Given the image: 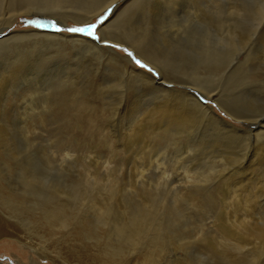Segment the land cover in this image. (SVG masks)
Returning <instances> with one entry per match:
<instances>
[{"label": "bare ground", "instance_id": "6f19581e", "mask_svg": "<svg viewBox=\"0 0 264 264\" xmlns=\"http://www.w3.org/2000/svg\"><path fill=\"white\" fill-rule=\"evenodd\" d=\"M183 9L188 10V14L195 9L194 20L190 16L183 18L182 23L175 20ZM32 15L46 22L45 17L58 16L64 26L71 21L86 27L101 16L106 20L98 29L100 42L82 35L55 33L50 21L47 22L49 32L13 29L3 34L22 16ZM236 15L238 17L232 19ZM263 20L264 0H0V238L9 235L8 223L18 215L23 217L22 223H26L20 224L22 231H18L25 239H30L34 249L33 235L44 240L42 233L52 237H56L57 232L70 236L77 230L82 241L95 249L93 253L84 254L85 258L102 264H185L179 262L180 252L187 249L195 253L194 264H264V224L259 221L245 217L231 223L224 220L220 225L215 222L213 227L201 223L200 228H195L197 222H184L187 209L175 205L166 208L161 196L151 194L154 191L143 194L124 188V192L111 182L105 190L103 188L104 192H99L100 202L89 199V195L83 193L88 190L80 183L72 186L70 194L69 183L57 184L37 163L16 157L18 152L10 149L14 140L34 141V133L26 131L27 128L34 131L33 125L11 127L5 122L6 96L10 93L6 90L15 77H89L91 70L101 72V77L108 75L101 79L103 90H114L109 95L105 93L108 96L102 100L106 101L100 104L106 106V110L101 109L108 113L109 124L117 117L119 106L124 108L125 104L124 119L128 122L125 130L130 134L126 137L131 147L128 152L136 157L146 152L147 157L163 155L178 162L208 161L210 165L203 163L209 166V172L194 180L195 188L211 180L210 172L218 174L227 185L237 175L232 167L236 163L235 156L242 142H249L251 137L261 142L255 144L251 153L256 164L264 167V115L248 116L247 103L244 106L245 83L236 81V77H245L242 70L252 54L246 44V33L261 29ZM201 26L206 27L205 31L200 30ZM104 41L131 50L159 72V79L137 69L130 57L120 55L111 47L104 48ZM261 60L263 63L264 59ZM96 64L100 67H95ZM212 66L215 67L210 68ZM218 77L228 81L223 89L219 88ZM235 83L240 87L237 86L238 90ZM237 96L241 99L239 103ZM210 101L230 120L220 117L219 110L216 112ZM76 106L94 109L85 101ZM31 110L34 111V107ZM232 121L241 122L246 128ZM172 147L176 149L169 151ZM47 165L52 167V162ZM13 169L12 173L21 181L17 186H11L12 181L8 184V171ZM262 173L264 175V171ZM244 181H236L234 192L229 188L232 195H228V205L247 207V203L253 201L254 197L241 199L233 195L241 191L239 186H243ZM125 182L124 185L128 181ZM69 196L76 200H73V208L70 207L76 209L73 218L69 214L73 213L69 212ZM191 200L190 208L197 205L195 199ZM206 201L212 203L210 198ZM89 204L93 214L80 217ZM180 225L182 229L191 225L190 235L181 232ZM219 228L220 242L214 236ZM17 236L20 242L22 237ZM220 249L224 252H218ZM248 249L252 254L242 257ZM47 255L43 257L52 259ZM60 255L58 252L57 257Z\"/></svg>", "mask_w": 264, "mask_h": 264}, {"label": "rangeland", "instance_id": "374dc122", "mask_svg": "<svg viewBox=\"0 0 264 264\" xmlns=\"http://www.w3.org/2000/svg\"><path fill=\"white\" fill-rule=\"evenodd\" d=\"M195 9L189 14L187 13L189 12L188 10L183 9L182 13H180L178 16H175L174 19L181 20L182 23L183 18L190 16L191 19L194 20L193 16L195 15ZM237 17L238 15L234 16L232 19ZM45 19L48 23L49 21L56 23L62 28L79 27L77 24L71 21L70 23L67 22V24L64 26L62 23L63 20L58 18V16L51 15L45 17ZM29 20H40L48 25V27L45 29L37 30H42L44 32H49V30H51L49 28V24L45 20H42L37 15H32L24 17L22 16L15 26L3 34H7L8 32L13 31V29L20 31L36 29L34 25H29ZM99 21L100 19H96L91 24H97V35L100 37L98 29L102 25H100ZM261 24L262 30L258 29L246 33V44L249 46V52L252 54L251 56L249 55L247 67L242 70V73L245 77H236V81H243V83H245L244 91L246 90L247 94L246 97H244V106H246L247 103L248 106L245 108L247 110L246 113L251 117L259 116V114L260 116L264 115V62L261 63L263 61L261 59H264V51L261 52V50L264 48V20ZM205 28V26H201L200 30L205 31ZM165 32H169V30H166ZM55 33L74 35L73 33L66 31ZM76 35L85 36L83 34ZM87 38L92 39L91 37ZM94 41L100 42V40ZM109 45H111V43L108 41H104L102 44V46L106 49L110 47ZM122 48L126 47L120 46V49ZM120 49L113 48V50L118 52L120 55H123L124 57L127 56V54ZM172 52L173 54L175 53V51ZM135 56L139 58L137 55ZM133 63L137 69L149 73L147 69H141L135 64L134 61ZM95 67L100 66L96 64ZM148 67L153 69L150 74L156 79H159V72L149 64ZM213 67L215 66L210 68ZM223 68H226V66H223ZM91 71L92 73L88 74L89 77L69 78L58 76L14 78V80H16L12 84L8 85L6 90V92L8 91L10 93L7 92L8 94L6 96L5 122L11 127H28L31 125L34 127V131L29 130V128L26 130L28 131L27 134H30L31 132L34 133L33 142H21L19 140H14V144H10V149L12 148L14 153L18 152L16 157H20L22 160H30L31 162L37 163L40 170L42 172H47V174H51L53 180L57 184L62 185V181H64V183L65 181L66 183H69L70 194L72 193V186H74L75 183L77 185L80 183V186L83 188L86 187V189L89 191L83 190V193L89 195V199H93L95 202H100L101 196L99 192H104L103 188L105 190V186L107 185L108 187L109 183L111 182L115 184L118 189L124 192V188H132L134 191L139 193L142 192L143 194L154 191L151 192V194L155 195L156 193L157 195L161 196L162 201L164 202L163 205L166 206V208L175 205L176 208L179 207L187 209L185 212L184 222H187V224L194 221L197 222L195 228L198 226L200 228L202 225L201 223L210 224L213 227L215 222L216 224L218 223L220 225L224 222V220H229L231 223L232 221H236L245 217L257 220V222L259 221L260 224H264V175L262 173L264 171V167H259L255 162L256 158L252 157L251 152L253 149H255V144L257 143L255 138L251 137L249 142H242V148L240 147L238 152L241 156L239 154L235 156L236 163H233L235 166H232L235 167L234 172L237 175H234L233 180L227 183L228 186L222 183L223 179H221L218 174H213L210 172L212 177H210L211 180L208 183L202 182L199 184L200 188L196 189V184L193 183L194 180L201 179L203 175L207 176L209 172L207 168L209 166L206 167V165H210V163L201 159L194 160L190 157L189 158L191 160H180V162L177 160L173 161V157H164L163 155H153L152 157H147V152L146 154H140L138 157H136L128 152L131 147L129 146L130 142H128L126 137L130 134H128V131L125 130V126H128V122L125 121L126 119H124L125 104L123 103L124 108H121L123 105H121V107L119 106L117 117L109 124L107 122L108 113L102 110H106V106H101L100 104H102L103 101L105 102L106 99H102L105 97L107 98V96L113 93L114 90H103L101 86V79L104 80L103 77H105L107 74L101 77V72L93 73V70ZM115 78L123 80L122 77ZM218 79L219 88L223 89L224 85L227 84L228 81L222 77H218ZM237 86L238 84L235 83L236 89L239 87ZM150 88L149 86L147 87L148 92H150ZM246 88H249L250 91H248ZM123 92L125 95L128 93L126 90ZM105 93L108 95L106 96ZM238 97L239 96H237V98ZM238 99L237 102L239 103L241 99ZM124 100H127V98L125 97ZM81 101H85L89 105L94 106V109L79 108L78 106L74 107L75 104ZM44 102H47V104ZM209 103L215 107L216 112L219 110L217 113L220 117L230 120L223 111H220V109L216 107V104L213 101H210ZM32 106L35 109L34 111L31 110L33 108ZM38 106H40L42 109L40 107L36 109ZM253 112L255 114H253ZM232 122L241 128H246L245 124H241V122ZM12 131L15 132V130ZM16 133L17 132L13 134L18 135V133ZM20 136L21 135L19 134L18 137L20 138ZM260 143L261 142H258L257 144L259 145ZM15 144L19 145L16 146ZM258 145H256V147ZM244 147H246L247 150ZM174 148L172 147L169 151H172ZM245 153L246 156H244ZM248 159L249 162L246 161ZM48 162H52V167L47 165ZM246 162L249 164L246 165ZM250 164L253 167H249ZM219 165L221 164L219 163ZM14 171V169L11 170V172L8 171L7 175L8 184L12 181L10 184L11 186H17L21 182L20 178L12 173ZM58 177L61 179L59 180ZM125 180L128 182L126 181L127 184L124 185L123 183ZM235 180L239 182H241V180L245 181L242 184L243 186H239L241 187V191L238 190V192L233 193V195H239L241 199L244 197H254L252 202L247 203V207L245 205L237 206L236 204L228 205L226 202L227 200H230L228 195H232L229 191L232 189L233 192L236 191L233 187L236 184ZM259 183H262V185ZM131 184L133 185L131 186ZM183 184H185V187ZM254 185H256V187ZM261 186L263 187L261 188ZM142 190H144V192ZM227 192L228 194H226ZM96 196L99 197L97 198ZM69 198V212H73L76 209H70V207L73 208V204L76 200L73 198L71 200L70 196ZM208 198L212 199L211 204L207 203L206 199ZM191 199H195L198 205L197 206L195 204L196 206L192 207L193 210H189L192 209L189 206V204L191 205ZM222 200L224 201L222 202ZM88 206H86L85 209L81 211L80 217H85V215L91 216L93 214L91 205L89 204ZM246 213H248L247 216L245 215ZM69 214L70 218H73L76 212ZM18 220L19 222H17ZM22 220L23 217H18V215L15 220L14 218L11 219V223H8L10 225L8 228L9 235L0 238V264H102V262H94L93 260L85 258L84 254L89 253L88 251L93 253L95 249L86 241H82V239L79 237V234L77 233V230L73 231V234L70 236H66V234H61L60 232H57L56 237L48 236L42 233L44 240H41L40 237L33 235V246L36 248L34 249L31 246L32 243L30 239H25L23 233L20 234V231H18L19 229H22L20 228L22 224H26L25 222L22 223ZM187 227L182 229V226L180 225L178 228L180 230L182 229L181 232H183L185 235H190L188 231H190L191 225H188ZM15 230H17L18 233ZM220 231L221 230L219 228L218 232L216 231L217 233L214 235L217 241L219 239L218 242L222 240L219 237L221 236ZM202 234H205V232H202ZM17 235L22 237V240L20 239L21 243L19 242ZM187 241L188 240H186L185 245ZM217 245L220 246L218 243ZM188 246L189 245H187V247ZM58 252L61 254L59 257H57ZM218 252L223 253L224 250L220 249ZM180 254L182 258L179 262L182 261L185 264H190L191 262L194 264L193 261H195V253L193 254L192 249H187L185 252L181 251ZM251 254L252 250L248 249L246 250V254L242 255V257L249 256ZM44 255L56 260V262L54 263L52 259H45L43 257ZM166 255L170 256V254ZM233 255L235 254H232L231 256ZM244 263L246 264V262L241 264Z\"/></svg>", "mask_w": 264, "mask_h": 264}, {"label": "snow or ice", "instance_id": "6c2138e0", "mask_svg": "<svg viewBox=\"0 0 264 264\" xmlns=\"http://www.w3.org/2000/svg\"><path fill=\"white\" fill-rule=\"evenodd\" d=\"M111 11V9L109 10ZM106 17L105 16H101L100 17V25H103L105 23ZM29 25L33 26L36 29H45L48 27L47 24H45L44 22L40 21V20H29ZM52 29L56 32H69V33H73V34H83L87 37H91L94 40H100V37L97 35V24H88L86 27H71V28H62L60 26H58L56 23H53L51 25ZM112 48H117L120 49V45L118 44H111L109 45ZM121 51H123L124 53L127 54L128 57H130L135 64L141 68V69H147V71L149 73H151L153 71L152 68L148 67L146 62H143L141 59L137 58L134 53L132 51H129L127 48H122L120 49Z\"/></svg>", "mask_w": 264, "mask_h": 264}]
</instances>
